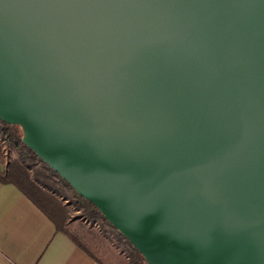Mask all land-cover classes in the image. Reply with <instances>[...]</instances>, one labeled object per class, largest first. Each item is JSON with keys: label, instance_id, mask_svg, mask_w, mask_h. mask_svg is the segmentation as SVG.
<instances>
[{"label": "water", "instance_id": "95a60500", "mask_svg": "<svg viewBox=\"0 0 264 264\" xmlns=\"http://www.w3.org/2000/svg\"><path fill=\"white\" fill-rule=\"evenodd\" d=\"M0 120L148 264H264V0H0Z\"/></svg>", "mask_w": 264, "mask_h": 264}, {"label": "crops", "instance_id": "0c3cea01", "mask_svg": "<svg viewBox=\"0 0 264 264\" xmlns=\"http://www.w3.org/2000/svg\"><path fill=\"white\" fill-rule=\"evenodd\" d=\"M56 229L16 186L0 182V264H101Z\"/></svg>", "mask_w": 264, "mask_h": 264}, {"label": "trees", "instance_id": "16d2710c", "mask_svg": "<svg viewBox=\"0 0 264 264\" xmlns=\"http://www.w3.org/2000/svg\"><path fill=\"white\" fill-rule=\"evenodd\" d=\"M0 127L6 133L8 140H10L12 145H14V147L17 149L20 157L16 162L7 165V168L4 171L0 170V182L16 186L20 190V192H22L27 198H29L34 203V205L41 209L47 215V217H49L54 222L57 228L56 230L66 233L72 239L73 243L83 249L92 258L100 262L94 255H92V253L84 245V243L81 242L82 240L80 236L68 229L70 225H67L64 221L65 209L60 207L57 204V200L50 194V192H48L51 191L53 193H58V191L54 190L53 185L48 182H51L55 186L59 185L63 189L67 188L69 190H72V187L61 177H59V175L55 171L45 165V163L42 162L34 154V152H32L23 144L22 127L17 125L10 126L2 122L1 120ZM27 162H32L30 168L33 172V175H31L29 171L25 170L23 166H21L24 163L28 164ZM37 166H39V169H37ZM44 180H46L47 182H44ZM39 184L43 185V187H47L49 190L44 191L45 189H43ZM72 193L77 199L76 203H78V207L86 209L88 212V216L91 219H98L100 217L104 220V223L106 222L108 225H110L105 220V217L101 215L100 211L93 204L78 195L74 190H72ZM110 226L112 227V225ZM114 230L121 238L120 240L125 241L132 248L133 252L129 256L132 263L142 264V262H144L145 260L140 255V253H138V251L130 244V242L127 241V239L124 238L115 228Z\"/></svg>", "mask_w": 264, "mask_h": 264}, {"label": "rangeland", "instance_id": "374dc122", "mask_svg": "<svg viewBox=\"0 0 264 264\" xmlns=\"http://www.w3.org/2000/svg\"><path fill=\"white\" fill-rule=\"evenodd\" d=\"M0 168L4 171L7 165L19 160V152L12 145L6 133L0 127ZM24 163L23 168L31 175L33 172L30 168L32 162ZM39 169V166H37ZM35 170V169H34ZM44 182H47L44 180ZM58 182V181H57ZM53 185L54 190L58 193L48 191L47 187L39 184L44 191L50 192V194L57 200V204L65 209L64 221L67 225H70L68 229L77 234L81 238V242L90 250L102 264H134L129 256L131 255L132 248L118 236L117 232L108 225L100 217L98 219H91L88 216L86 209L78 207L72 190L62 188L59 185ZM59 183V182H58ZM61 185V184H60ZM53 213V212H52ZM142 264H148L146 261Z\"/></svg>", "mask_w": 264, "mask_h": 264}]
</instances>
